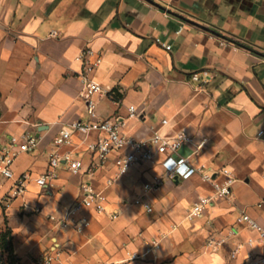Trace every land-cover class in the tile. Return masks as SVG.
Returning <instances> with one entry per match:
<instances>
[{
  "label": "crops",
  "instance_id": "0c3cea01",
  "mask_svg": "<svg viewBox=\"0 0 264 264\" xmlns=\"http://www.w3.org/2000/svg\"><path fill=\"white\" fill-rule=\"evenodd\" d=\"M87 47L102 56L93 80L114 96L96 98L99 116H123V132L137 138L156 130L190 134L193 143L179 154L219 181L226 179L223 168L232 170L230 197L190 219L191 206L213 193L212 184L199 174L167 178L146 194L148 212L139 196L164 172L161 155L118 176L115 159L129 148L93 169L99 158L89 144L97 130L54 144L63 126L90 119L76 60ZM204 70L209 81L192 79ZM131 105L139 117H129ZM23 133L39 138L13 163L16 176L31 174L25 192L9 198L14 182L0 177V233H8L15 264H46L48 256L49 264H135L128 253L144 252L150 238L160 239L161 250L149 264H250V256L264 254V243L231 253L257 238L236 222L241 212L264 223V207H257L264 198V0H0V147ZM55 151H72L81 171L73 174L62 161L56 178L41 186L36 178ZM83 181L104 192L105 210L85 205L76 217L89 225L63 228L57 220L81 198ZM230 229L235 233L218 250L206 248L210 236Z\"/></svg>",
  "mask_w": 264,
  "mask_h": 264
},
{
  "label": "built area",
  "instance_id": "2783aa9c",
  "mask_svg": "<svg viewBox=\"0 0 264 264\" xmlns=\"http://www.w3.org/2000/svg\"><path fill=\"white\" fill-rule=\"evenodd\" d=\"M53 34L55 35L56 33L53 32ZM76 60L82 62L83 65L79 74L82 82L80 96L85 100L90 119L88 121L74 120L63 126L54 139L56 146L70 144L75 132L87 135L97 130L99 135L89 144L90 148L99 158V163L93 169L102 165L114 150L129 148V150L119 154L115 159L118 176L127 173L134 164L153 161L161 155V164L164 172L154 174L150 181L144 183V192L139 196V200L148 212L153 211V206L147 200L146 194L158 190L167 178L189 179L193 175L199 174L203 181L212 184L213 193L211 195H200L197 201L191 206L188 213V218L190 219L203 216L214 199L231 196L232 186L236 181V176L232 170L223 168L221 173L225 175L226 179L219 181L211 173L206 172L203 166L194 165L188 156L179 154V150L184 144L193 143V136L190 134L184 131L166 134L156 130L150 137L137 138L123 132L122 128L125 125V118L123 116L100 117L97 112L96 98L103 95L113 96V92H109L107 88L92 78L93 71L102 62V56L95 49L87 47L80 52ZM210 78L211 74L208 70L192 75L193 80L203 83L209 81ZM139 115L138 108L131 105L129 107V117H139ZM161 122L162 124H166L168 120L162 119ZM181 136H183V139L180 138ZM38 143L39 138L30 133L12 134L8 137L7 143L0 147V177L12 179L14 182L9 193V198L23 194L31 178V174L28 172L20 176L15 175L13 169L15 157L21 152L35 148ZM200 146L201 144L198 145V148ZM62 161L68 163L73 174H78L81 171V162L73 156L72 151L65 152L64 154L55 151L51 156L49 169L45 174L36 178V182L41 186H46L49 181L56 178V169ZM81 192V198L69 209L67 216L57 220L59 226L82 231L90 223L87 218L76 217V213L83 206L93 204L98 212L105 210V194L102 190L96 191L87 181H83L81 183ZM257 207H264V198L257 202ZM51 218L54 219L55 216H51ZM236 222L238 224H245L249 229L255 231L257 238L250 237L245 242L238 243L233 249L231 257H236L244 246L253 247L256 242L264 243V223L259 222L245 211L237 216ZM234 233L235 230L230 229L225 235L210 236L206 240L205 246L210 250H218L226 243L229 235ZM144 248V252H129V259L133 260L135 264H149L150 257L154 260L158 256L161 250V241L159 238L146 239L144 240ZM52 259V256H48L43 262L49 264ZM250 264H264V254L250 256Z\"/></svg>",
  "mask_w": 264,
  "mask_h": 264
},
{
  "label": "trees",
  "instance_id": "16d2710c",
  "mask_svg": "<svg viewBox=\"0 0 264 264\" xmlns=\"http://www.w3.org/2000/svg\"><path fill=\"white\" fill-rule=\"evenodd\" d=\"M5 253H7L6 258ZM0 264H15L8 233H0Z\"/></svg>",
  "mask_w": 264,
  "mask_h": 264
},
{
  "label": "clouds",
  "instance_id": "9594fccd",
  "mask_svg": "<svg viewBox=\"0 0 264 264\" xmlns=\"http://www.w3.org/2000/svg\"><path fill=\"white\" fill-rule=\"evenodd\" d=\"M180 138L183 139V136H181Z\"/></svg>",
  "mask_w": 264,
  "mask_h": 264
}]
</instances>
